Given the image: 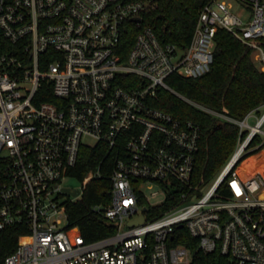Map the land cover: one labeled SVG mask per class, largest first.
I'll return each mask as SVG.
<instances>
[{"label":"built area","instance_id":"1","mask_svg":"<svg viewBox=\"0 0 264 264\" xmlns=\"http://www.w3.org/2000/svg\"><path fill=\"white\" fill-rule=\"evenodd\" d=\"M238 1L248 19L232 0H211L181 47L148 20L160 0H0L9 42L0 47V230L31 232L4 264H264V105L236 119L170 82L211 70L219 29L264 71V0ZM163 90L239 126L234 153L211 181L196 176L200 127L156 107ZM99 144L111 159L68 187L82 148ZM248 152L259 171L244 179L236 166ZM105 177L111 201L93 209L116 231L87 241L67 208ZM169 199L171 209L151 216Z\"/></svg>","mask_w":264,"mask_h":264},{"label":"trees","instance_id":"2","mask_svg":"<svg viewBox=\"0 0 264 264\" xmlns=\"http://www.w3.org/2000/svg\"><path fill=\"white\" fill-rule=\"evenodd\" d=\"M211 0H160L159 8L148 20L156 28L172 30V40L187 47L193 37L195 26L203 7ZM9 42L0 36V47ZM3 51L0 49V52ZM173 87L195 103L214 112L244 119L248 113L264 105V71L255 62L253 51L226 29H219L215 39L214 62L211 70L196 79L172 78ZM43 100L53 101L51 94ZM156 107L184 121H194L201 130L200 148L196 157V176L208 182L220 173L234 153L239 126L224 121L218 114L203 110L179 98L167 90L159 93L154 102ZM112 152L103 144L83 147L77 167L72 175L83 181L85 176L108 161ZM103 172L107 174L104 169ZM244 179L253 177L259 168L254 162V153H246L236 166ZM109 178L93 179L84 190L81 200L70 203L68 209L71 229H78L87 241L97 240L115 233L114 225L105 216L94 211L98 204L108 205L111 201ZM171 199L151 207V216L160 215L173 206ZM31 237L29 228L18 225L0 230V264L14 253L17 247ZM180 243V240L177 241Z\"/></svg>","mask_w":264,"mask_h":264},{"label":"rangeland","instance_id":"3","mask_svg":"<svg viewBox=\"0 0 264 264\" xmlns=\"http://www.w3.org/2000/svg\"><path fill=\"white\" fill-rule=\"evenodd\" d=\"M232 2H233V11L237 14V15H239V16H241V17H243L245 20L246 19H248V17H249V15H250V12H249V9H248V7L245 5V4H243V3H241V2H239L238 0H232ZM258 64V63H257ZM258 66H260L259 64H258ZM251 122L252 123H254L255 122V119L253 118V119H251ZM88 142H92V140H88ZM225 167V166H224ZM223 167V168H224ZM222 171V170H221ZM220 171V172H221ZM217 175H219V173L217 174ZM216 175V176H217ZM215 176V177H216ZM214 179V178H213ZM65 183H66V185L68 186V187H71V188H77L79 185H80V182L77 180V179H74V178H69V179H67L66 181H65Z\"/></svg>","mask_w":264,"mask_h":264},{"label":"water","instance_id":"4","mask_svg":"<svg viewBox=\"0 0 264 264\" xmlns=\"http://www.w3.org/2000/svg\"><path fill=\"white\" fill-rule=\"evenodd\" d=\"M137 21H140V18H136ZM66 191L71 194L72 196H77L80 194V189L72 190L71 188H66ZM145 218L144 216H141L139 220L133 222V224L142 223L144 222Z\"/></svg>","mask_w":264,"mask_h":264}]
</instances>
